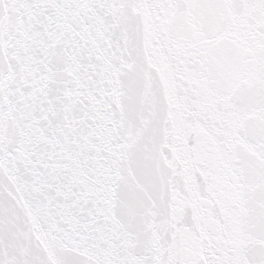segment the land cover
Instances as JSON below:
<instances>
[{"label": "snow or ice", "instance_id": "obj_1", "mask_svg": "<svg viewBox=\"0 0 264 264\" xmlns=\"http://www.w3.org/2000/svg\"><path fill=\"white\" fill-rule=\"evenodd\" d=\"M0 264H264V0H0Z\"/></svg>", "mask_w": 264, "mask_h": 264}]
</instances>
